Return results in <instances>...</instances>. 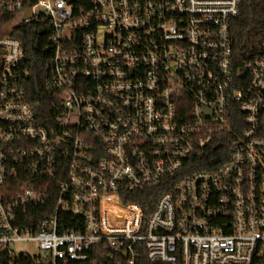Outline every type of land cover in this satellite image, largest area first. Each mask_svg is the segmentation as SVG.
I'll list each match as a JSON object with an SVG mask.
<instances>
[{"label": "built area", "instance_id": "2783aa9c", "mask_svg": "<svg viewBox=\"0 0 264 264\" xmlns=\"http://www.w3.org/2000/svg\"><path fill=\"white\" fill-rule=\"evenodd\" d=\"M240 2L0 0V249L40 264H137L139 249L153 264H264V44L235 69ZM30 20L53 46L48 126L10 34ZM232 132L228 158L204 159ZM149 189L146 213L128 198L148 205Z\"/></svg>", "mask_w": 264, "mask_h": 264}, {"label": "trees", "instance_id": "16d2710c", "mask_svg": "<svg viewBox=\"0 0 264 264\" xmlns=\"http://www.w3.org/2000/svg\"><path fill=\"white\" fill-rule=\"evenodd\" d=\"M43 22L30 20L23 22L11 31V35L19 38L25 49V64L31 72V76L26 84V97L35 109L38 121L48 126L54 120L53 104L57 102V94L54 90L47 87L46 81L50 75V59L53 52V46L47 35H39V27ZM232 46H233V64L235 69L243 71L244 63L256 57L264 44V0H241L239 5V14L235 16L230 27ZM0 61V69H1ZM210 154L204 159L214 164H219L229 156V145L236 139L235 133H230L228 138H224ZM55 191V190H54ZM143 197L147 198L148 205L139 196L130 197L128 200H138L143 204L145 212L148 213L154 206L159 192L149 189ZM143 191V192H144ZM56 193H52L49 201L50 207H53ZM144 199V198H143ZM48 204V203H47ZM48 214V207L42 205L38 207V216L43 218ZM37 255L25 257L24 255H14L11 257L5 249H0V264H40ZM137 264H153L147 258L144 250L139 249Z\"/></svg>", "mask_w": 264, "mask_h": 264}, {"label": "rangeland", "instance_id": "374dc122", "mask_svg": "<svg viewBox=\"0 0 264 264\" xmlns=\"http://www.w3.org/2000/svg\"><path fill=\"white\" fill-rule=\"evenodd\" d=\"M11 247L17 251V252H21V251H28V253L30 254H34L37 253V249L35 247H33L30 244H26V243H15V244H11Z\"/></svg>", "mask_w": 264, "mask_h": 264}, {"label": "water", "instance_id": "95a60500", "mask_svg": "<svg viewBox=\"0 0 264 264\" xmlns=\"http://www.w3.org/2000/svg\"><path fill=\"white\" fill-rule=\"evenodd\" d=\"M30 16H31V15L28 14L27 17H26L25 19H28ZM38 33H39V35H44V33H45V29H44V28H40L39 31H38ZM2 52H3V51L0 50V53H2ZM158 264H169V263H167V262H160V263H158Z\"/></svg>", "mask_w": 264, "mask_h": 264}]
</instances>
